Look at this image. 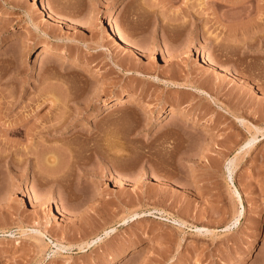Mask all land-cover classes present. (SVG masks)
<instances>
[{"label": "rangeland", "instance_id": "374dc122", "mask_svg": "<svg viewBox=\"0 0 264 264\" xmlns=\"http://www.w3.org/2000/svg\"><path fill=\"white\" fill-rule=\"evenodd\" d=\"M263 31L264 0H0V264H264Z\"/></svg>", "mask_w": 264, "mask_h": 264}, {"label": "bare ground", "instance_id": "6f19581e", "mask_svg": "<svg viewBox=\"0 0 264 264\" xmlns=\"http://www.w3.org/2000/svg\"><path fill=\"white\" fill-rule=\"evenodd\" d=\"M34 4L38 7V10H39V13L40 14H42L43 16H45V18H48V19H50L51 21H55V22H65V21H67L68 19L66 18V17H64V16H59L58 14H56L54 11H52L51 9H49L48 8V6H47V4H45V3H37L36 1H34ZM74 21V20H73ZM34 27V25L30 22V23H27L24 27H23V31H21L20 33H18L19 35H21V34H25V33H28V32H30L31 31V29ZM105 30H106V32L109 34V37L110 38H113V39H115V40H117L119 43H121L122 45H123V47L127 50V51H129V52H131V53H138V48L133 44V42L131 41V40H129L128 38H126L124 35H122L121 33H119L117 30H115V29H113V30H110V29H107V28H105ZM235 30V29H234ZM262 36V35H261ZM261 36H259L258 38H260ZM257 38V39H258ZM260 40V39H259ZM262 41L264 42V31H263V39H262ZM245 42V41H244ZM262 42V43H263ZM30 44V47H33L34 46V43L33 42H31V43H29ZM43 47H42V49H41V52L42 53H44L45 55H50V54H57V55H59L61 58H67L66 56H68L67 54L69 53V50L66 48V47H61V48H57L56 46L57 45H54V44H44V45H42ZM161 49V48H160ZM161 53H162V57L163 56H165V57H167V52H165V50L162 48L161 49ZM73 62L74 63H78V64H80V66H81V69H83V70H88L89 68L91 69V65H90V63H88V62H79L78 61V59H73ZM209 60L208 59H206L205 57H204V59L202 60V63L203 64H206V65H208L209 64ZM216 63V62H215ZM216 64H218V63H216ZM223 72V71H222ZM100 75V74H99ZM176 84V83H175ZM120 97H122V93H119V94H116V96H114L113 98H114V100H116V101H120L121 99H120ZM130 99L131 98H134V95L133 94H131L130 95V97H129ZM129 99V100H130ZM171 113H172V116L173 115H175V113L176 114H184L185 113V111H183L181 108L179 109V108H176V107H172V109H171ZM195 122H197V120L196 119H193ZM47 135V134H46ZM51 138V137H50ZM49 139V138H48ZM52 153V152H51ZM54 154V153H53ZM46 155V154H45ZM51 155V154H50ZM56 155V154H55ZM51 157H53V159H52V161H51V159H49L50 158V156L49 157H47L49 160H50V162H51V164L53 165V163L55 164V162H53L55 159H57V158H55L54 157V155L53 156H51ZM48 159H47V161H48ZM44 160V159H43ZM46 161V160H45ZM46 161V162H47ZM47 164V163H46ZM48 164H50L49 162H48ZM107 233H108V231H107ZM106 233V234H107ZM97 237V236H96ZM101 239V238H100ZM84 242V247L86 246V245H88L90 242H88V240H84L83 241ZM60 243V242H59ZM62 244V243H61ZM59 245V244H57L56 243V245H58V246H60V248H61V246H63L62 248H67L68 246L67 245ZM81 245V248L83 247V245L82 244H80ZM130 252V251H129ZM134 252H135V250H134ZM128 254H130V253H128ZM131 254H133V253H131ZM115 262H118L117 260H115L114 258L113 259H111V260H109V261H107V262H105V264H113V263H115Z\"/></svg>", "mask_w": 264, "mask_h": 264}]
</instances>
